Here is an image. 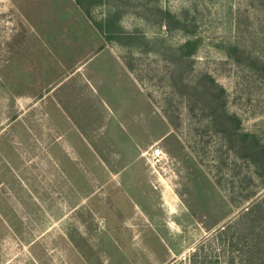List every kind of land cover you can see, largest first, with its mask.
Here are the masks:
<instances>
[{
  "label": "rangeland",
  "instance_id": "rangeland-1",
  "mask_svg": "<svg viewBox=\"0 0 264 264\" xmlns=\"http://www.w3.org/2000/svg\"><path fill=\"white\" fill-rule=\"evenodd\" d=\"M110 3L94 22L173 49L197 41L195 74L212 75L264 143V78L231 55L264 64V0ZM146 6L188 12L196 33L146 22ZM131 54L140 81L124 66ZM165 66L106 43L75 0H0V264H193L202 243L213 262L243 263L218 230L242 210L229 202L240 183L264 190L175 98L182 127H170Z\"/></svg>",
  "mask_w": 264,
  "mask_h": 264
},
{
  "label": "trees",
  "instance_id": "trees-1",
  "mask_svg": "<svg viewBox=\"0 0 264 264\" xmlns=\"http://www.w3.org/2000/svg\"><path fill=\"white\" fill-rule=\"evenodd\" d=\"M75 4L101 32L106 43L116 42L124 47H136L139 53H154L163 57L166 63L163 81L169 90L163 115L170 127L176 132L182 127L172 105L175 98L179 100L180 105L186 107L192 119L204 123L198 130L202 137L218 138L222 143L221 147L225 146V154H231L248 167L254 168V174L260 180L259 186L264 190V143L258 136L247 132L240 117L230 112L228 93L217 80L208 73L195 74V58L199 50L197 41L189 40L179 48L173 49L165 45L164 41L152 42L143 35L117 31L115 20H109L107 25L94 22L93 10L104 4L111 5L110 0H75ZM119 14L120 12H117L116 17ZM136 15L159 29L164 28L170 34L181 33L189 37L194 36L197 31L196 22L190 19L188 12L179 17L160 7L146 6ZM231 52L238 63L245 61L250 69L264 78V64L237 48H233ZM123 63L126 69L135 75L137 65L133 54L123 58ZM135 77L140 81L138 76ZM148 98L151 99V95H148ZM238 174H242L241 170ZM216 185L223 189L221 181H217ZM238 189V196H242V199L230 196L229 202L242 210L236 220L218 230L219 241L222 245L230 243L233 248L241 245L240 253L245 255L242 264H264V196L259 198L257 193L245 195L247 189L242 183ZM246 204L249 206L246 207ZM199 252L202 253L196 252L193 256V264H220L218 261L213 262L205 253L204 243L199 245Z\"/></svg>",
  "mask_w": 264,
  "mask_h": 264
},
{
  "label": "built area",
  "instance_id": "built-area-1",
  "mask_svg": "<svg viewBox=\"0 0 264 264\" xmlns=\"http://www.w3.org/2000/svg\"><path fill=\"white\" fill-rule=\"evenodd\" d=\"M157 157L159 156V152H156ZM159 162V161H158Z\"/></svg>",
  "mask_w": 264,
  "mask_h": 264
},
{
  "label": "crops",
  "instance_id": "crops-1",
  "mask_svg": "<svg viewBox=\"0 0 264 264\" xmlns=\"http://www.w3.org/2000/svg\"><path fill=\"white\" fill-rule=\"evenodd\" d=\"M107 168V167H106Z\"/></svg>",
  "mask_w": 264,
  "mask_h": 264
}]
</instances>
